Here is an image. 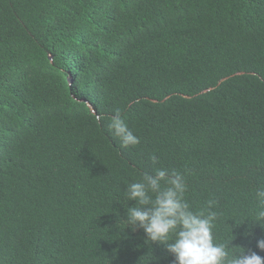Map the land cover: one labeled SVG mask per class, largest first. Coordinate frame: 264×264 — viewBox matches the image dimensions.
Wrapping results in <instances>:
<instances>
[{
    "label": "trees",
    "instance_id": "trees-1",
    "mask_svg": "<svg viewBox=\"0 0 264 264\" xmlns=\"http://www.w3.org/2000/svg\"><path fill=\"white\" fill-rule=\"evenodd\" d=\"M161 167L264 257V0H0V264H174L123 221Z\"/></svg>",
    "mask_w": 264,
    "mask_h": 264
},
{
    "label": "clouds",
    "instance_id": "clouds-1",
    "mask_svg": "<svg viewBox=\"0 0 264 264\" xmlns=\"http://www.w3.org/2000/svg\"><path fill=\"white\" fill-rule=\"evenodd\" d=\"M108 126L122 146L140 144V137L128 127L119 109ZM150 160L154 166L158 163L155 155ZM187 191L188 185L179 172L162 167L154 174L144 172L139 180L126 186V199L135 204L125 206L127 218L123 221L133 231L142 229L147 241L164 245L174 257V264H264V257L255 251L218 242L214 231L219 218L213 210L216 200L209 199L204 208L194 211L186 199ZM254 197L258 210L245 219L264 227V187L256 189ZM257 247L264 250V239L257 241Z\"/></svg>",
    "mask_w": 264,
    "mask_h": 264
}]
</instances>
